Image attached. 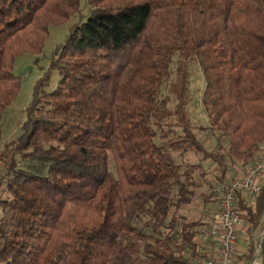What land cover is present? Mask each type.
I'll use <instances>...</instances> for the list:
<instances>
[{
  "label": "trees",
  "instance_id": "trees-1",
  "mask_svg": "<svg viewBox=\"0 0 264 264\" xmlns=\"http://www.w3.org/2000/svg\"><path fill=\"white\" fill-rule=\"evenodd\" d=\"M87 2L89 17L54 50L20 134L0 153V264H193L206 222L180 211L205 174L178 161L201 155L221 183L262 155L264 0ZM79 8L0 0V140L20 87L14 58L40 53L49 27ZM189 63L204 77L205 130L225 142L215 152L188 119ZM52 70L60 80L49 92ZM236 206L247 246L234 264L258 254L264 264V183Z\"/></svg>",
  "mask_w": 264,
  "mask_h": 264
},
{
  "label": "rangeland",
  "instance_id": "rangeland-1",
  "mask_svg": "<svg viewBox=\"0 0 264 264\" xmlns=\"http://www.w3.org/2000/svg\"><path fill=\"white\" fill-rule=\"evenodd\" d=\"M90 11L91 7L89 6L87 0H80V8L78 12L62 24L49 27L48 37L46 38L40 53L21 54L14 58L13 74L19 78L20 87L17 96L2 115L0 153L6 144L15 140L20 134V127L25 120V109L31 101L33 87L36 81L48 71L54 50L64 42L74 27L87 20ZM188 69L190 72L188 90L189 100L187 105L188 119L193 127L194 133L202 141L204 147L208 151L215 152L217 147L220 144L224 146L225 142L222 137H220V134L216 132L211 133L205 130L208 126V120L201 104V95L204 89V77L196 63H189ZM59 80L60 77L58 72L56 70L50 71V81L46 90L50 92L55 89ZM162 96L170 97L167 87L162 90ZM170 101H172V99ZM263 146L264 145H262V147ZM261 152L262 155L260 156L264 158V149ZM259 157L255 160L259 159ZM200 159L201 155L188 154L184 156L182 160L178 161L182 164L187 163L195 165L200 163L202 164V171L205 174V179L201 182V187L196 191L195 197L189 205L185 206L182 211H180V214L184 217L185 222L199 221L201 223H205L210 218V215L215 211L217 206L214 200L216 198L212 193L214 185L219 183L215 180V173L213 170L214 164L211 161L200 162ZM238 165L240 164L235 166ZM110 170L115 174L112 163L110 164ZM3 174L4 170L0 167V179ZM235 174V170L231 168L226 180L233 178ZM193 177L195 180L200 181L198 172H195ZM0 195H6L2 193L1 180ZM1 214L2 212L0 208V216ZM256 237H258V235H256ZM246 240V235L239 233L237 248L246 249Z\"/></svg>",
  "mask_w": 264,
  "mask_h": 264
},
{
  "label": "built area",
  "instance_id": "built-area-1",
  "mask_svg": "<svg viewBox=\"0 0 264 264\" xmlns=\"http://www.w3.org/2000/svg\"><path fill=\"white\" fill-rule=\"evenodd\" d=\"M263 183L264 158L260 156L252 164L239 167L233 178L214 185L212 193L217 206L199 230L196 241L200 246V255L193 260V264H234L241 231L236 202L242 197L250 204ZM251 264H256V259Z\"/></svg>",
  "mask_w": 264,
  "mask_h": 264
},
{
  "label": "crops",
  "instance_id": "crops-1",
  "mask_svg": "<svg viewBox=\"0 0 264 264\" xmlns=\"http://www.w3.org/2000/svg\"><path fill=\"white\" fill-rule=\"evenodd\" d=\"M264 147V146H263ZM263 149L264 148H262L261 149V151H263ZM239 167H241V165H238V166H234L233 167V170H235V173H237V171H238V169H239ZM236 175V174H235ZM240 217H241V223H240V234H245L246 235V227H245V216H244V214L242 213V212H240ZM244 251H245V248H238L237 249V252L235 253V256H239V255H241V254H243L244 253ZM257 256H259V254L257 255ZM257 256H256V258H257ZM255 258V259H256ZM256 264H261V262H260V260H259V258L258 259H256Z\"/></svg>",
  "mask_w": 264,
  "mask_h": 264
},
{
  "label": "water",
  "instance_id": "water-1",
  "mask_svg": "<svg viewBox=\"0 0 264 264\" xmlns=\"http://www.w3.org/2000/svg\"><path fill=\"white\" fill-rule=\"evenodd\" d=\"M259 247H260V245H259ZM259 258V256H257V258L256 259H258Z\"/></svg>",
  "mask_w": 264,
  "mask_h": 264
}]
</instances>
